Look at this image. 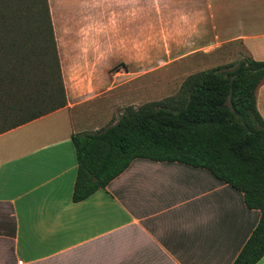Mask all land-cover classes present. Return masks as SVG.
<instances>
[{
	"label": "crops",
	"instance_id": "0c3cea01",
	"mask_svg": "<svg viewBox=\"0 0 264 264\" xmlns=\"http://www.w3.org/2000/svg\"><path fill=\"white\" fill-rule=\"evenodd\" d=\"M115 1L46 0L48 10L57 2L58 10L73 3L74 12H122ZM169 1L178 2L168 9L172 16L258 19L257 35L230 40L264 60V0ZM78 74L73 69L70 95L63 87V107L0 132V264H231L259 212L204 169L136 158L103 189L71 201L70 137L101 129L108 119L103 98L114 97L100 91L96 77ZM84 78L92 81L85 90L77 84ZM254 99L264 121V80ZM255 264H264V254Z\"/></svg>",
	"mask_w": 264,
	"mask_h": 264
},
{
	"label": "trees",
	"instance_id": "16d2710c",
	"mask_svg": "<svg viewBox=\"0 0 264 264\" xmlns=\"http://www.w3.org/2000/svg\"><path fill=\"white\" fill-rule=\"evenodd\" d=\"M46 0H0V132L65 105ZM264 60L235 62L188 75L171 97L126 107L110 125L72 134L76 170L71 201L103 189L136 159L208 171L259 212L231 264L264 254V121L254 93Z\"/></svg>",
	"mask_w": 264,
	"mask_h": 264
},
{
	"label": "rangeland",
	"instance_id": "374dc122",
	"mask_svg": "<svg viewBox=\"0 0 264 264\" xmlns=\"http://www.w3.org/2000/svg\"><path fill=\"white\" fill-rule=\"evenodd\" d=\"M172 3L112 2L122 5V12H74L70 7L73 3L58 10V3H51L48 17L63 90L70 95L73 69L78 75L96 77L100 91L112 90L113 98L101 100V109L108 114L102 128L126 107L138 108L173 96L188 75L246 56L241 42L230 39L236 33L257 35L260 31L258 19L172 16L174 12L168 10ZM127 79L132 81L117 86ZM77 84L85 90L92 81L84 78Z\"/></svg>",
	"mask_w": 264,
	"mask_h": 264
}]
</instances>
